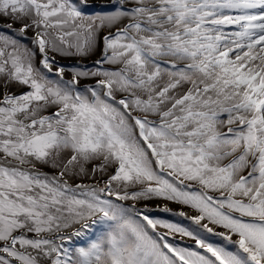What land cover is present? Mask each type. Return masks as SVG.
<instances>
[{
    "label": "snow or ice",
    "instance_id": "6c2138e0",
    "mask_svg": "<svg viewBox=\"0 0 264 264\" xmlns=\"http://www.w3.org/2000/svg\"><path fill=\"white\" fill-rule=\"evenodd\" d=\"M92 7L0 0V264H264V0Z\"/></svg>",
    "mask_w": 264,
    "mask_h": 264
},
{
    "label": "rangeland",
    "instance_id": "374dc122",
    "mask_svg": "<svg viewBox=\"0 0 264 264\" xmlns=\"http://www.w3.org/2000/svg\"><path fill=\"white\" fill-rule=\"evenodd\" d=\"M88 2L93 5L92 8L86 9V11L88 12H92V11H99L101 10L98 6L100 4H104V3H108L109 0H88ZM4 21H0V23H3ZM15 27H18V25H16ZM114 31V30H113ZM29 35H31V32L28 33ZM107 34V30L103 31L101 33V37L103 35ZM102 42L100 44V47L91 55L87 56V57H83V58H78V57H72V58H66L63 59L61 62L67 65H75V64H83V65H88L91 66L93 64L94 61L98 60L101 56V51H102ZM59 59V57H58ZM71 77V72L69 71L68 73V78ZM94 83V80L92 79H87V80H83L82 81V85L85 84H92ZM7 89H4L2 85H0V93H2L3 91H5ZM11 91L13 92H17L19 91V89L16 86H12L10 88ZM92 165H88V167L90 168ZM45 171H50V169H44ZM111 171V169L109 170ZM77 183H79L80 181H76ZM84 182H90V181H84ZM127 203H132L127 202ZM164 205H167L170 209H172V212H162L160 210V208H162ZM140 208H144L145 206H147L148 209L151 210L150 215H152L153 218H158V219H164V220H168L170 222L173 223H179L185 227H188L191 225V221H189L186 217H180L178 215H175V213H178L179 211L183 210L185 212H188L190 215L194 214V210L190 209L188 206H182L178 203L175 202H171V201H166L164 199H153L150 201H144V202H140L138 205ZM159 206V207H158ZM81 229V225H73L72 227L68 228L65 230L66 234H71L73 231L76 230H80ZM223 229H221L219 226L217 227V231H222ZM157 231L159 232H166V229L163 228H158ZM173 235H178V238L182 239L181 242L187 243L186 241H190L191 243H193L192 238L190 237H181L179 233L173 234ZM205 238L211 239V242L209 243H220L221 238L220 237H215L212 236V234L209 233H205L204 234ZM176 237V236H173ZM76 238H73V240L75 241ZM83 239V238H81ZM169 241H174L173 238H167ZM180 240H177V243H181L179 242ZM187 245V244H184ZM82 246H86V245H82ZM181 247V246H179ZM193 247H197L196 245H194Z\"/></svg>",
    "mask_w": 264,
    "mask_h": 264
},
{
    "label": "clouds",
    "instance_id": "9594fccd",
    "mask_svg": "<svg viewBox=\"0 0 264 264\" xmlns=\"http://www.w3.org/2000/svg\"><path fill=\"white\" fill-rule=\"evenodd\" d=\"M173 236H176V237H173ZM167 238H173L174 239L173 242L168 240L169 243H172L174 246L193 247L195 245L194 242L191 243L190 241H186L187 243L181 242L182 239L178 238V235H171V236H168ZM177 240H180L179 242H181V243H177ZM208 242H211V239H208ZM184 244H187V245H184Z\"/></svg>",
    "mask_w": 264,
    "mask_h": 264
}]
</instances>
